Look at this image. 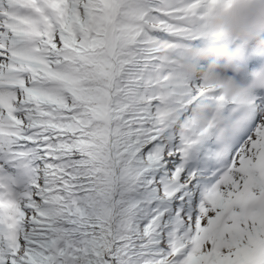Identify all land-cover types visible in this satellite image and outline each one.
<instances>
[{
	"label": "snow or ice",
	"instance_id": "obj_1",
	"mask_svg": "<svg viewBox=\"0 0 264 264\" xmlns=\"http://www.w3.org/2000/svg\"><path fill=\"white\" fill-rule=\"evenodd\" d=\"M212 2L0 0V264H264V49Z\"/></svg>",
	"mask_w": 264,
	"mask_h": 264
},
{
	"label": "clouds",
	"instance_id": "obj_2",
	"mask_svg": "<svg viewBox=\"0 0 264 264\" xmlns=\"http://www.w3.org/2000/svg\"><path fill=\"white\" fill-rule=\"evenodd\" d=\"M209 31L218 38H232L245 45L264 49V0H213ZM199 59L212 58L202 75L209 87H223L226 94L237 95L243 89L229 79L221 80L220 71L227 70L236 57L223 47L202 49L192 53ZM223 61V65L220 62ZM195 71L194 66L189 68Z\"/></svg>",
	"mask_w": 264,
	"mask_h": 264
}]
</instances>
